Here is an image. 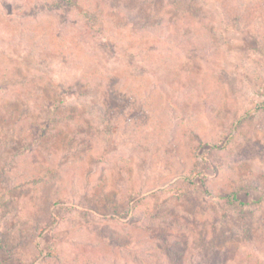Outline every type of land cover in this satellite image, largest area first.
I'll return each mask as SVG.
<instances>
[{"label": "rangeland", "instance_id": "374dc122", "mask_svg": "<svg viewBox=\"0 0 264 264\" xmlns=\"http://www.w3.org/2000/svg\"><path fill=\"white\" fill-rule=\"evenodd\" d=\"M0 264H264V0H0Z\"/></svg>", "mask_w": 264, "mask_h": 264}, {"label": "trees", "instance_id": "16d2710c", "mask_svg": "<svg viewBox=\"0 0 264 264\" xmlns=\"http://www.w3.org/2000/svg\"><path fill=\"white\" fill-rule=\"evenodd\" d=\"M238 193L234 192V193H230V194H226L223 196V198L229 200L230 202H236L238 200Z\"/></svg>", "mask_w": 264, "mask_h": 264}]
</instances>
